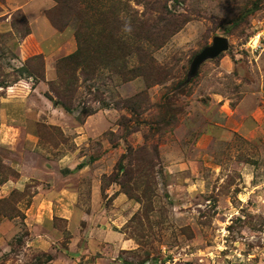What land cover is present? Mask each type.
<instances>
[{"label":"rangeland","instance_id":"rangeland-1","mask_svg":"<svg viewBox=\"0 0 264 264\" xmlns=\"http://www.w3.org/2000/svg\"><path fill=\"white\" fill-rule=\"evenodd\" d=\"M89 9L153 42L68 79ZM259 30L264 0H0V264H264Z\"/></svg>","mask_w":264,"mask_h":264},{"label":"trees","instance_id":"trees-1","mask_svg":"<svg viewBox=\"0 0 264 264\" xmlns=\"http://www.w3.org/2000/svg\"><path fill=\"white\" fill-rule=\"evenodd\" d=\"M257 4L256 3L254 4L253 9H248L246 11V14L243 15L242 20L247 19V17L254 12V10L256 9V6H258ZM151 7L152 6H150V8ZM99 10L101 11H99L100 13L97 15L96 19L98 20V24L101 23L100 26H102L101 27L102 31L97 36V39H93L94 41L91 40V37L89 33L87 32V30L91 29V24L88 18L89 17L88 13H90L91 10L89 9L85 12L80 11L78 14L81 17L76 16L78 21H80V25L76 33L77 40H79L78 36L81 34L82 31H84L83 36L84 37L87 36V38H85L84 45L79 46L73 54L67 56L63 61L59 62L62 64L64 68H67L66 74L68 75V79L74 77L78 69L89 66L92 70L93 66L99 62L98 61L99 57L106 58L103 60H107L112 55H114V57L112 58V61L114 62V61H117V57L119 59L121 57L120 55H122L123 61L127 62L129 57L133 56L132 55L133 53L131 52L129 53V51L127 50V48L130 46L128 43L133 42L137 44L136 46H134V48L136 47L140 48L138 52H142L144 49L142 48V45H140V43L142 42L152 43L153 42V39L151 38L149 39L148 35L150 34L151 31H153L154 28L147 21H144V19L131 18L130 20H126L121 23L120 21H118V19H116V21L113 20V12L111 13L110 10H106V9H103L104 11L102 9H99ZM162 19L165 20L166 22L165 18H162ZM57 24H60V23L58 22ZM108 24L113 27V31L115 32H109L107 30ZM120 25H122V27ZM164 30L162 29V32ZM165 36H166L165 34L164 35L162 34L161 36L159 35V37H165ZM118 41H120V43ZM95 42L97 43V46L94 45L93 47L94 50H92L91 47ZM112 44L116 46V49L113 52V54H110V51H111L110 46H112ZM125 62L123 65L124 68L126 67ZM139 72L140 71H136L134 69L130 70V73L132 74V76H136ZM64 108L67 112L70 111L68 107L64 106Z\"/></svg>","mask_w":264,"mask_h":264},{"label":"water","instance_id":"water-1","mask_svg":"<svg viewBox=\"0 0 264 264\" xmlns=\"http://www.w3.org/2000/svg\"><path fill=\"white\" fill-rule=\"evenodd\" d=\"M228 50V40L223 36H215L211 45L201 50L192 60L187 82L197 74L199 66L207 60H213Z\"/></svg>","mask_w":264,"mask_h":264},{"label":"built area","instance_id":"built-area-1","mask_svg":"<svg viewBox=\"0 0 264 264\" xmlns=\"http://www.w3.org/2000/svg\"><path fill=\"white\" fill-rule=\"evenodd\" d=\"M248 47L254 48V51L264 46V31H257L250 38H248ZM253 46V47H252Z\"/></svg>","mask_w":264,"mask_h":264}]
</instances>
